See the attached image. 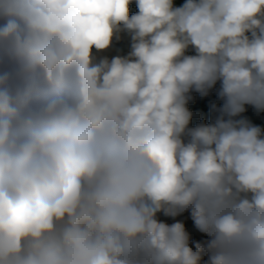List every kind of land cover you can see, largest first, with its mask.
<instances>
[{"label":"clouds","instance_id":"obj_1","mask_svg":"<svg viewBox=\"0 0 264 264\" xmlns=\"http://www.w3.org/2000/svg\"><path fill=\"white\" fill-rule=\"evenodd\" d=\"M246 106L264 112V0H0V264H264Z\"/></svg>","mask_w":264,"mask_h":264},{"label":"trees","instance_id":"obj_2","mask_svg":"<svg viewBox=\"0 0 264 264\" xmlns=\"http://www.w3.org/2000/svg\"><path fill=\"white\" fill-rule=\"evenodd\" d=\"M177 4H180L183 2V0H176ZM130 11L132 13H135L137 11V8L135 4L133 3L130 6ZM120 50L119 54H126L129 50V38L127 35H124L122 40L119 42H116L114 44L113 49H111L109 52L105 53L106 55L112 56L117 54V50ZM219 88V84H217L216 88L211 90L207 96H201L199 93L192 91L190 93L191 99L189 100L187 107L189 110L193 113V118L190 126H195L198 123L204 122V123H210L215 113L211 110V105L215 103L217 107H220L223 103L222 100H220L217 96V90ZM247 111L243 114L245 117H247L252 123L261 126L264 128V112L257 113L254 108L251 106H246ZM167 219L169 223L173 222L170 218H164ZM176 219L183 220L185 223V226L187 230L190 232L192 239H200L201 235L198 233L194 227L193 221L191 220L188 213H184L182 216L177 217Z\"/></svg>","mask_w":264,"mask_h":264}]
</instances>
